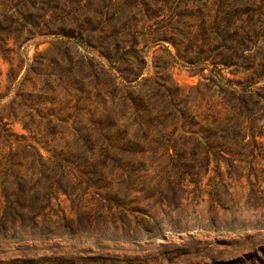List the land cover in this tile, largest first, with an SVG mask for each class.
<instances>
[{"label": "rangeland", "instance_id": "obj_1", "mask_svg": "<svg viewBox=\"0 0 264 264\" xmlns=\"http://www.w3.org/2000/svg\"><path fill=\"white\" fill-rule=\"evenodd\" d=\"M249 1L0 0V162L24 136L44 159L60 154L81 175L64 181L68 193L55 194L36 217L34 200L43 205V193L11 189L6 203L0 184V264H264V147L245 161L204 163L181 187L172 173L149 169L159 165L152 158L101 155L108 142L150 143L151 128L178 121L175 107L203 117L232 100L219 91L212 60L188 63L156 36L182 40L214 33L216 20L242 23ZM256 1L264 30V0ZM196 38L180 47L192 59L202 45ZM207 44L217 54V43ZM251 48L264 64V38ZM218 68L264 94V67ZM134 74L166 84L165 117L137 113L125 79ZM116 84L124 98L108 131ZM142 94L152 99L148 87ZM258 115L261 124L264 109Z\"/></svg>", "mask_w": 264, "mask_h": 264}, {"label": "trees", "instance_id": "obj_2", "mask_svg": "<svg viewBox=\"0 0 264 264\" xmlns=\"http://www.w3.org/2000/svg\"><path fill=\"white\" fill-rule=\"evenodd\" d=\"M249 7L247 19L243 20L242 23L235 20L225 25L223 22L216 20L214 25L218 30L212 34L204 32L203 34H194L193 37L183 35L182 40H198L197 36L202 41V45L197 48L199 55L195 59L186 54L189 50H181L182 40L180 38L167 36V34L156 36L159 37L156 38V41H172L177 48L179 58L188 63L201 64L205 60H212L213 66L219 69V81L222 83L219 84V91H229L232 100L221 104L222 108L205 112L203 117L190 115L188 111H185L186 109L175 107L176 113L179 114L178 121L172 122L170 125L160 123L158 128H154L155 132L151 128L150 134H148L152 137L150 143L114 146L108 142L104 146L101 155L109 158L110 152L116 150L118 151L116 153L126 155L129 153L138 160L152 158V161L159 162V165L157 168L149 169L164 174L172 173L177 187H181L183 181L187 178L194 181V177L199 173L197 169L204 163L207 164L209 169L208 166L212 161L220 164L223 159L228 160L231 158L245 161V158L249 156H256L255 148L264 147V141L262 140L264 138V122L258 123L262 115H258V111L264 109V94L253 89L251 84L245 80L226 77L218 68V65L222 64L225 67L235 66L243 70L252 69L254 73H257L255 66L264 67L263 63L255 62L257 51H253L254 48H251L261 38H264V30L258 26L261 22L262 10L256 0H250ZM207 23L209 22H203L202 24L206 25ZM209 38L217 43L215 47L217 54H213L208 47L207 41ZM181 52H184V54H181ZM203 69L205 67H201L199 72H202ZM133 76L131 79H125L132 89L129 99L137 107L139 106L137 113L143 111L155 114L158 117H165L168 109H166L165 100L161 98V93L169 90L166 84L148 77L141 82L138 80L139 74ZM204 78L211 80L205 76ZM115 81L117 82L116 78ZM134 82L136 84L133 85ZM239 86L241 91L237 90ZM145 87L149 88L152 96L149 101L145 100V94H142ZM117 90H120V87L116 84L113 91L108 92V98L110 97L107 101L110 102V106L106 108L108 118L106 129L108 131L110 127L115 126L113 122L114 104L117 105L116 101L119 102L121 96L124 98L123 95L118 94L119 92L114 93ZM153 99L154 101H152ZM14 134L12 132L9 136ZM20 137L22 141L16 148L11 143L8 145L10 148L5 160L0 162L1 193L7 199L6 203L9 202L7 194L11 189L18 190L22 195L30 190L45 194H41L44 197L43 205L38 207L40 201L34 200L36 203L35 208L39 209L34 210V217H36L51 204L52 197L55 194L68 193L69 184H64V181L72 177L79 179L81 175H75L76 171H80L77 168L79 166L70 167L69 161L60 154L54 152L49 159H44L34 145L27 143L24 136ZM119 143H122V141L120 140ZM48 162L56 166L55 170L48 169ZM88 164L92 169H95V162ZM101 165H104V162ZM48 174H51V176H48ZM44 190L46 192H43ZM35 196H38V194H35ZM22 199L26 200L24 196Z\"/></svg>", "mask_w": 264, "mask_h": 264}]
</instances>
